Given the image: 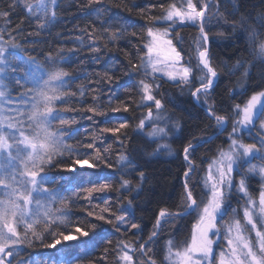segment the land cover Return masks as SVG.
I'll use <instances>...</instances> for the list:
<instances>
[{
  "label": "snow or ice",
  "instance_id": "snow-or-ice-1",
  "mask_svg": "<svg viewBox=\"0 0 264 264\" xmlns=\"http://www.w3.org/2000/svg\"><path fill=\"white\" fill-rule=\"evenodd\" d=\"M23 2L27 12L37 18V35L57 21L58 0H35V4L31 0H23ZM77 3L79 4L80 0H77ZM248 4L249 0H182L179 6L176 3H169L167 8L163 4L159 5L163 9V15L149 17L154 24L147 29V37L150 40L144 45L146 59L142 58L141 65L133 63L132 68L143 67L146 76L149 74V69L153 74L160 72L168 80L183 84H189L196 78L194 72L205 73L199 87H196L191 95L198 101L201 95H210L218 79V72L212 65L209 48L206 46L210 40L209 32L213 20L219 22L223 19L224 23H231L233 31L239 27L247 33L249 43L254 46L256 59L264 64V40L259 39L261 34H264V0H261L260 5H252L251 10ZM16 6V0H11L7 9L0 11V18L10 22L7 18L12 15ZM81 7L86 18L95 17L89 27L82 29L91 43L85 48L83 40L77 37L80 40L78 47L68 49L67 55L64 54L63 49L57 56L48 53L43 62L38 61L33 55H21L25 49L20 44L14 43V38L4 40L6 30H0V264H14V261L15 264H83L79 256L69 259L71 246L57 248L62 241L88 237L89 232L82 230L81 226L69 217L67 209L71 197L60 196L56 189L45 186L50 183L46 179L45 169L50 171L59 167L62 171L76 173L77 166L80 169L85 166L93 169L99 168L100 163H107L109 167L112 165L102 156L95 140L78 141V147H73L67 142V137L76 138L79 132L72 128L77 120L62 115L63 112L78 110L67 106L69 101L66 98L75 97L77 93L68 88L72 73L67 71L64 65L78 51L100 53L101 47L96 41H106L104 44L106 48L108 43L118 40L128 28L124 27L125 21L122 17L108 16L110 9L103 6L102 0H86ZM135 7H128L127 11L132 12ZM140 11L143 12V9ZM228 17H232L231 21ZM161 21L166 22L162 30ZM113 24L121 27L113 28ZM188 25L197 27L200 33L201 43L197 49L196 68L182 63L181 51L174 43V40H183L179 35L178 26ZM19 30L23 31V29ZM8 35L11 33L9 32ZM219 35L223 36L224 33L221 31ZM95 59L98 61L99 56L97 55ZM239 68H244V62L237 63L236 69ZM249 75L250 69L245 68L244 76ZM261 78L264 79V76ZM114 79L117 87L110 90L107 105L93 96L91 106L82 104L79 109L91 113L92 115L86 118L94 124L101 123L96 121L95 117L107 118L109 112H129L130 106L120 100L119 78L107 76V83L112 84ZM155 80L156 77L153 75V82L144 79L139 81L143 103L137 107H146L147 115L139 119L138 130H143L145 122L153 119V106L157 110L155 119H164L161 116L164 103L158 98L161 85L155 83ZM13 84L21 90L15 101H13ZM91 91L95 92V89ZM84 95V89H81L79 96ZM113 101L119 102L118 106H113ZM13 104L15 106H12ZM234 111L238 118L233 122L228 137L230 142L228 150H221L218 158L213 161L216 165L215 173L212 171V166H209L207 182L210 183L211 189L207 201L198 203L186 180L185 207L174 212L162 209L156 217L155 230L151 232L147 241H137L135 246L120 241L115 250L116 264H156L155 258L148 255L152 251L154 238L166 224L175 223L176 220L192 212L198 214V222L194 225L191 242L181 248L174 247L170 240L164 257V261L168 264H264V90L254 92L243 107L237 104ZM207 112L216 122L217 135L227 131L225 127L227 117L216 114L214 108H208ZM102 123L112 125L113 120L107 118ZM128 127L127 122L117 121L114 126L100 127L99 132L111 133L115 136ZM166 128V125L153 128L150 137H167L169 132ZM254 128L257 136L252 138V142L245 143L243 130L247 129L250 132ZM125 139L126 134L119 141L122 146ZM211 139L212 137L199 140L194 138L195 143L190 141L184 147V159L190 165L184 172L186 178L194 171L191 154L201 143L209 142ZM80 148L93 151L80 152ZM66 153L76 158L71 159L70 162L57 159ZM252 160H259L261 163H252ZM119 161L123 169L137 171L141 182L145 179V173L138 168L135 160L130 156L121 153ZM236 176H239L238 182L235 180ZM61 179L56 178L51 182L60 183ZM253 179L260 184L258 199L254 198L249 190V183ZM130 183V180L123 179L121 188L131 191ZM233 189L242 193V198H246L243 210V221L246 223L240 218H234L227 226L226 250L222 249L217 257L214 252L215 241L211 234L219 236L221 229L217 225V218L226 214L224 211L226 190L231 193ZM81 190L87 193L81 198L88 200L93 193L115 189L109 178L105 177L103 180H89L88 186L82 187ZM73 194H76L75 191ZM57 203L61 207L53 208L52 205ZM128 203L131 206L133 200H129ZM104 212H108L109 216L103 215ZM87 214L93 216L95 220L113 225L117 231L121 230V226L125 231L140 228L139 224L130 222L126 215H114L109 208L102 209L100 215H96L94 211H89ZM113 215L114 219L111 218ZM20 226H23L22 230ZM90 227L95 229L97 225L90 224ZM251 233L255 234L254 238ZM21 246L26 249L35 247L57 249L59 255L38 259L29 254V258L15 260L16 257L24 255ZM104 252L105 255L101 260L106 258L108 249ZM133 252H138L139 256L134 258L130 254ZM8 257H13L14 260H8ZM92 264L97 262L93 261Z\"/></svg>",
  "mask_w": 264,
  "mask_h": 264
},
{
  "label": "trees",
  "instance_id": "trees-1",
  "mask_svg": "<svg viewBox=\"0 0 264 264\" xmlns=\"http://www.w3.org/2000/svg\"><path fill=\"white\" fill-rule=\"evenodd\" d=\"M10 2L11 0H0V11L6 10ZM31 2L35 4V0H31ZM181 2L182 0H102L103 6L110 9L108 16L122 17L125 21L124 27H127L128 31L124 32L118 40L108 43L106 48L104 47L106 41H96L101 47L100 53L81 50L64 65L65 69L72 73L68 88L77 93L75 97L66 98L69 101L67 106L78 110L63 112L62 115L68 119L75 118L77 123L72 128L79 132L76 138L67 137V142L73 147H78V141L95 140L96 147L100 149L102 156L112 165L109 167L107 163H100L99 168L93 169H89L87 166L80 169L77 166L76 173L62 171L59 167L50 171L45 169L46 179L50 181L45 186L56 189L60 196L71 197L67 209L69 217L73 218L82 230L89 232L88 237H79L77 240L67 242L62 241L61 245L57 246V248L71 246L69 259L79 256L83 264H92L93 261L97 264H116L117 252L115 250L120 241L133 246L137 241H147L151 232L155 230L156 217L162 209L174 212L185 207L187 203L184 187L186 180L197 202L205 201L207 195H205L204 183L209 166L213 165V161L218 158L221 150H228L230 143L228 137L233 122L238 118L234 111L235 106L239 104L243 107L254 92L264 90V79L261 78L264 76V64L256 59L254 46L249 43L247 33L239 27L233 31L231 23H224L223 19H220L219 22L213 20L210 26L208 48L212 65L218 72V79L210 95H201L199 101L197 100L198 103H195L191 91L199 87L197 78L189 84L182 85L180 83L171 84L156 77L154 82L161 85L158 90V98L164 103V108L161 110V116L164 119L156 122L159 127L167 126L166 130L169 135L160 141L167 147L159 148L158 140L150 137L149 127L146 126L143 130H138L139 119L147 115L146 107H137L143 103L139 91V81L144 79L153 82V77L146 76L143 67L133 69L131 65L133 63L141 65L142 58L146 59L144 45L150 40L147 37V29L154 24V21L149 17L163 15V9L159 7L161 4L167 8L169 3H176L179 6ZM83 3H86V0H80L79 4L77 0H58L57 21L37 35V18L27 12L23 0H16L17 6L12 15L7 18L10 22L0 18V30H6L4 40L14 38L13 42L20 44L25 49L21 53L23 56L33 55L38 61L43 62L48 53L57 56L61 49L67 55L68 49L80 45V40L77 37L83 40L85 48L91 43L82 29L89 27L95 17L86 18L84 16V10L81 7ZM260 4L261 0H249L248 7L251 10L252 5ZM132 6H136L133 11H127V8ZM93 7L100 6L93 5ZM140 9H143V12ZM228 19L231 21L232 17H228ZM238 19L239 17H237ZM161 26L162 30L166 26V22L161 21ZM112 27L120 28L121 25L113 24ZM178 28L179 35L183 37V40H174V43L181 51L182 63L196 68L198 64L197 49L201 43L198 28L191 25L178 26ZM19 29H23V31L21 32ZM221 31L224 33L223 36L219 35ZM9 32L11 35H8ZM263 38L264 34H261L259 39L264 40ZM97 55L99 56L98 61L95 59ZM238 62H244V68L236 69ZM253 64L255 67H251ZM245 68L250 69V75L247 77L244 76ZM198 72H194L195 77ZM107 76L119 78L120 100L130 106L129 112H109L107 118L113 120L112 125L102 123L107 119L105 117H95V120L101 123L94 124L93 121L86 118L92 114L79 109L82 104L91 106L93 96L98 97L99 102L107 105L111 94L110 90L117 87L115 79L112 84L107 83ZM81 89H84L85 92L83 97L79 96ZM92 89H95V92L91 91ZM19 91H21L19 87L13 84V101ZM118 103L113 101V106H118ZM13 106L15 105L13 104ZM208 108H214L216 114L227 117V131L220 135L216 134V122L205 112ZM152 110L154 113V106ZM117 121L127 122L129 127L121 130L115 136L111 133L101 134L99 132L100 127L114 126ZM177 125H179L178 128ZM255 130V128L250 132L243 130L242 135L245 143L252 142L247 135L250 138L253 135L255 137ZM125 134L126 139L122 146L119 141ZM208 137H212V139L209 142L201 143L191 154L194 171L190 172L189 177L186 178L184 172L190 165L184 159V147L190 141L195 143L194 138L199 140ZM79 151L92 152L93 150L80 148ZM121 153L135 160L138 168L145 173V179L142 182L137 171L122 168L119 161ZM75 158L74 155L70 156L67 153L63 157H57V159L68 162ZM241 171L244 172V170ZM105 177L109 178L115 190L93 193L88 200L81 198L87 195L81 188L87 187L89 180H103ZM56 178H62L60 183L51 182ZM237 178L238 176L235 177L236 182ZM123 179L131 181L129 185L131 191L121 188ZM258 186L259 183L255 179L249 183V190L253 197L258 192ZM226 197L224 208L226 214L219 217L217 221L219 228L230 217L232 210H236L238 213L243 210V200L237 194L236 189H233L231 193L226 190ZM129 200H133L131 206H129ZM52 206L53 208L61 207L58 203ZM104 208H109L114 215H126L130 222L139 224L140 228L125 231L121 226V230L117 231L113 225L95 220L93 216L87 214L89 211H94L96 215H100ZM103 215L108 217L109 213L104 212ZM114 215L111 218L114 219ZM197 222L198 214L192 212L176 220L175 223L166 224L154 238L152 251L148 255L155 258L156 264H164L163 257L168 242L171 240L174 245L186 242ZM90 224H96L97 227L92 229ZM22 229L23 226H20V230ZM44 234L47 235V233ZM105 249H108V254L105 259L101 260V257L105 255ZM21 251L24 255L16 257L15 260L29 258V254L38 259L59 255L57 249L42 247L26 249L21 246ZM130 254L134 258L139 256L138 252Z\"/></svg>",
  "mask_w": 264,
  "mask_h": 264
},
{
  "label": "rangeland",
  "instance_id": "rangeland-1",
  "mask_svg": "<svg viewBox=\"0 0 264 264\" xmlns=\"http://www.w3.org/2000/svg\"><path fill=\"white\" fill-rule=\"evenodd\" d=\"M264 39V38H263ZM11 51V50H10ZM145 70V69H144ZM148 77L149 78H152L153 77V75L155 76V77H159V78H162V79H164L165 81H167L168 83H171V84H177V83H174L173 81H170V80H168L167 79V77L166 76H163L162 75V73H160V72H157V73H151V70L149 69L148 70ZM204 74L205 73H202V72H198V74H197V76H196V78H197V80H198V84L200 85V81H201V78L204 76ZM180 84H182L183 85V83H180ZM192 92V91H191ZM193 97V96H192ZM197 99V98H196ZM13 106V105H12ZM156 109H155V112L153 113L154 114V117H153V119L152 120H150V121H146L145 122V128H146V126L147 127H149V134H151V132H152V130H153V128H156V127H159V125L157 124V122H159V120H155V113H156ZM157 121V122H156ZM225 127H226V125H225ZM257 128H258V125H257ZM245 130H247V129H245ZM257 131L255 130V137L257 136V133H256ZM247 137H248V139H251V141H252V138L254 137V135L250 138L248 135H247ZM162 138L163 137H156V138H153V139H156V140H158V146H159V148H166V147H160V145H164V143L163 142H160L161 140H162ZM252 163H261V161H259V160H252L251 161ZM215 170H216V165H212V171H213V173H215ZM245 171V170H244ZM238 180H239V176H238V178H237V182H238ZM204 188H205V195H207V199H208V196L210 195V189H211V185H210V183H208L207 182V177H206V179H205V183H204ZM259 191H260V184H259V186H258V192H257V194L255 195V197L254 198H257L258 199V193H259ZM237 194L242 198L243 197V194L242 193H240L238 190H237ZM257 196V197H256ZM207 199L205 200V202L207 201ZM242 200H243V210H244V207H245V204H246V198H242ZM243 210H242V212H240V213H238V212H236V210H232V212H231V215H230V217L225 221V222H223L222 224H221V231H220V233H219V236H217V235H215V234H211L212 235V238L214 239V241H215V243H214V252H215V254H216V256L218 257L219 256V253H220V251L223 249V250H226V247H225V245H226V240H225V237L227 236V232H226V229H227V226L230 224V223H232L233 222V219L234 218H240L241 220H242V222H245V221H243ZM218 219H219V217L217 218V221H218ZM246 223V222H245ZM250 227V226H249ZM192 232H193V229H192ZM192 232H190L191 233V235H190V238L186 241V242H184V243H181V244H179V245H174V247H183L186 243H190L191 242V236H192ZM251 235H252V237L254 238V236H255V234L254 233H251ZM167 247H168V245L166 246V249H167ZM166 249H165V253H164V257H165V255H166ZM163 257V258H164ZM10 260H13V258L12 257H10ZM16 260H18V259H16ZM14 264H15V261H14ZM164 264H168V262H166V261H164Z\"/></svg>",
  "mask_w": 264,
  "mask_h": 264
},
{
  "label": "water",
  "instance_id": "water-1",
  "mask_svg": "<svg viewBox=\"0 0 264 264\" xmlns=\"http://www.w3.org/2000/svg\"><path fill=\"white\" fill-rule=\"evenodd\" d=\"M207 47H209L208 45H206ZM216 82V81H215ZM193 101L195 102V103H198L197 102V99H196V97H193ZM205 112L207 113L206 115H208V112L205 110ZM209 116V115H208ZM8 260H10V257H8L7 258Z\"/></svg>",
  "mask_w": 264,
  "mask_h": 264
}]
</instances>
